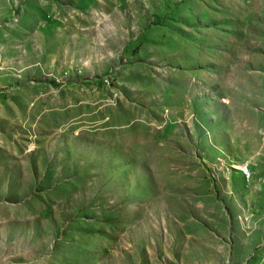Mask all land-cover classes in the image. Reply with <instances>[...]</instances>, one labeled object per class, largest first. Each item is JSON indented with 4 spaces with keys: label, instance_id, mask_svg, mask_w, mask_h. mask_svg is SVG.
Masks as SVG:
<instances>
[{
    "label": "rangeland",
    "instance_id": "rangeland-1",
    "mask_svg": "<svg viewBox=\"0 0 264 264\" xmlns=\"http://www.w3.org/2000/svg\"><path fill=\"white\" fill-rule=\"evenodd\" d=\"M0 264H264V0H0Z\"/></svg>",
    "mask_w": 264,
    "mask_h": 264
}]
</instances>
